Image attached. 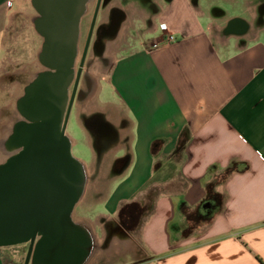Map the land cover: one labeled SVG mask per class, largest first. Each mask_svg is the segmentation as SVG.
<instances>
[{
  "label": "crops",
  "instance_id": "1",
  "mask_svg": "<svg viewBox=\"0 0 264 264\" xmlns=\"http://www.w3.org/2000/svg\"><path fill=\"white\" fill-rule=\"evenodd\" d=\"M22 4L0 0V119L20 115L0 141V156L9 151L16 122L25 119L19 104L39 71L32 55L43 46L32 17L30 30L17 32ZM215 6V0L101 4L100 21L114 18L110 37L120 54L106 79L115 97L96 101L103 105L95 110L105 114L100 119L93 111L82 116L86 110L77 103V121L92 147L91 159L80 160L90 179L105 164L102 150L115 153L111 167L128 160L94 179L110 183L105 196L95 185L78 216L75 208L74 220L94 239L86 264H264V0L249 6V18L225 16ZM234 18L244 19L248 31H227ZM21 48L30 58L17 67L14 54ZM102 90L100 82L97 96ZM97 135L118 142L97 147ZM230 166L237 169L216 187L225 196L222 211L186 234V210L198 206L208 183ZM132 201L145 212L131 230L118 213ZM0 264L18 263L0 254Z\"/></svg>",
  "mask_w": 264,
  "mask_h": 264
},
{
  "label": "water",
  "instance_id": "2",
  "mask_svg": "<svg viewBox=\"0 0 264 264\" xmlns=\"http://www.w3.org/2000/svg\"><path fill=\"white\" fill-rule=\"evenodd\" d=\"M91 1L33 0L44 16L42 56L55 72L42 74L27 89L20 102L25 119L16 122L9 156L0 163V248L29 244L24 264H86L94 251L93 236L73 218L88 175L67 134L74 104L73 97L67 109V85L74 74L79 19ZM102 1L97 0L92 32ZM69 19L76 22H64ZM36 24L39 29V21ZM248 29L242 18L232 19L228 26L241 33ZM63 31L69 33H59ZM91 40L92 33L85 53ZM83 66L84 60L79 77Z\"/></svg>",
  "mask_w": 264,
  "mask_h": 264
},
{
  "label": "rangeland",
  "instance_id": "3",
  "mask_svg": "<svg viewBox=\"0 0 264 264\" xmlns=\"http://www.w3.org/2000/svg\"><path fill=\"white\" fill-rule=\"evenodd\" d=\"M24 4L21 5L20 12L17 15V22L15 23L16 30L17 32L24 31L26 34V31L30 30L28 28V25H30V19L34 15V10L31 9L30 6V1L28 0H23ZM259 1L261 0H215V6L216 11H220L227 15H240L244 17L251 16L249 6L250 5H255L258 4ZM27 25V26H26ZM31 28V26H30ZM32 29V28H31ZM228 29V28H227ZM229 31V30H227ZM23 32V33H24ZM114 32V31H113ZM231 32V31H230ZM111 34L107 35L106 37H98L93 40L92 43V48L89 54L88 62L85 67L87 71V75L91 81L90 86L88 87L87 84L84 86L83 90V98L78 101L79 106H82V109H85V113L82 112V116L85 114H88L90 111H93L95 113V117L100 119L104 118L105 114H103L100 111H95L96 109L100 108L99 102L101 104H104L105 102H108L111 98L115 97V93L112 90L111 84L106 80L108 79L110 72L112 70V67L114 66L115 60L120 56L118 51V43L115 38L110 37ZM85 41V39H83ZM21 51V52H20ZM25 51L23 48L19 49L14 56L17 58V62L15 63V66L19 67L21 64H25L30 56L26 57V55H23ZM27 54V53H25ZM32 55V60L34 64H38V57L35 52ZM13 55H10L12 57ZM13 56V57H14ZM23 56L26 57L23 60ZM102 83L103 85V90L102 92L99 93V96H97L98 93V86L99 83ZM97 96V97H96ZM96 97V98H95ZM98 98V99H97ZM99 102L97 103L96 101ZM91 101V103H90ZM1 105H6V103H1ZM79 106H78V112H79ZM76 109V108H75ZM109 110V109H108ZM109 110V115L113 116L112 112ZM20 116L19 113L17 112H11V113H6L3 114V116L0 119V141L2 139H5L6 137V132H8L9 126L14 122L16 118H14L15 115ZM116 116V115H115ZM83 118V117H82ZM67 134L70 137H74L76 139V143L73 144L72 150L74 156H76L79 159H84L86 161H89L92 157V147L90 143V139L85 132V128L83 125H81L77 121V115L75 110L73 111L68 127H67ZM127 140H129V137H127ZM114 141V142H112ZM95 144L97 145H102V143H107L106 146H110L113 143L116 145L117 140H112L111 138L104 139L100 135H97L94 139ZM102 142V143H101ZM110 142V143H109ZM112 142V143H111ZM103 146V145H102ZM10 151V150H9ZM9 151L7 152H2L0 156V162H3L8 156H9ZM108 154V157L105 158L104 156ZM113 152H107L102 150L100 152L101 159L100 163H105L103 166L98 167L97 170V176H94L93 179L88 178V192L87 194L82 198L80 201L79 205L76 207V213L75 215L78 216L79 210L81 207L84 206V204H87L90 200V193L94 190L95 185H97V188L100 190V195L103 197L106 195V189L110 188V183H95V178H100V176H105V174H108L111 172L112 168L115 170L116 168H120L123 163L122 160L116 161V166L111 167V164L113 163L115 159ZM117 155H122L118 154ZM99 163V160H98ZM120 167H119V165ZM104 190V191H102ZM96 201V198H94ZM103 208V207H102ZM28 252V244H20L16 246H10V247H2L0 248V254L6 256V258L16 261L18 264H21V262L24 261L25 257L27 256Z\"/></svg>",
  "mask_w": 264,
  "mask_h": 264
},
{
  "label": "flooded vegetation",
  "instance_id": "4",
  "mask_svg": "<svg viewBox=\"0 0 264 264\" xmlns=\"http://www.w3.org/2000/svg\"><path fill=\"white\" fill-rule=\"evenodd\" d=\"M104 2V0L102 1V3ZM31 4H32V9L34 10V15L32 16V26L33 29L36 33H38L39 35L42 36V40H43V46H42V50L41 53L38 55L39 58V63L37 66L39 68V71L36 75V77H34V80L28 84L25 88L26 91V95H27V89L37 80L40 78V76L44 73H48V72H55V70L51 69L49 66H47L45 60V57L42 56L44 54V45H45V38L43 36L42 33H46L45 29L43 28V24L42 22L40 23V20L44 17L43 15H41V13L38 11V9L34 6L33 0H31ZM96 6H97V0H92L87 7L86 13L79 19V45H78V49H77V55H76V59H75V63L73 65V70H74V74L69 82V84L67 85V109L70 105L71 100L74 97V104L72 107V112L71 115L73 113V111L75 110L77 103L80 99L83 98V88L85 86V84H87V86L89 87L91 84V81L87 75V71L85 69L87 62H88V58H89V54L92 48V43L93 40L95 38L98 37H106L107 35L111 34L114 31V18L112 20V22L110 23H104L100 21V11L98 13V16L95 20V27L94 30L92 32V25L94 23V18H95V13H96ZM101 9V8H100ZM72 20H74L73 22L75 23L76 20L75 19H69V20H64V22H72ZM39 21V29L37 27V22ZM59 33H69L68 31L65 32H59ZM92 33V40H91V44L88 47L87 53L86 52V47H87V40L90 36V34ZM83 39H85V41H83ZM84 60V66L82 67V73L79 77V71L81 69V65L83 63ZM63 62L65 64V68L67 66L66 63V59H65V55L63 57ZM36 65H34V67L37 68ZM68 77V75H67ZM65 78V77H63ZM86 93V92H85ZM26 95L24 97H26ZM59 96L62 97V93L60 92L58 94ZM23 97V98H24ZM22 98V99H23ZM21 99V101H22ZM20 107V104H19ZM29 247V244H28ZM25 259L23 262H21V264H24Z\"/></svg>",
  "mask_w": 264,
  "mask_h": 264
},
{
  "label": "trees",
  "instance_id": "5",
  "mask_svg": "<svg viewBox=\"0 0 264 264\" xmlns=\"http://www.w3.org/2000/svg\"><path fill=\"white\" fill-rule=\"evenodd\" d=\"M157 142L154 144L155 151ZM128 159H123L126 162ZM237 169L236 166H230L220 177H215L208 183V192L204 200L195 208L187 209L185 212L184 231L186 234L194 233L196 230L210 224L216 215L220 213L224 207L225 196L217 191V185L223 183L227 177ZM145 212V206L138 201H132L124 204L119 213V219L129 229H136L138 226V218ZM137 216V219H136Z\"/></svg>",
  "mask_w": 264,
  "mask_h": 264
},
{
  "label": "built area",
  "instance_id": "6",
  "mask_svg": "<svg viewBox=\"0 0 264 264\" xmlns=\"http://www.w3.org/2000/svg\"><path fill=\"white\" fill-rule=\"evenodd\" d=\"M162 28H166V26L163 24V25H162ZM171 39H173V37H171Z\"/></svg>",
  "mask_w": 264,
  "mask_h": 264
}]
</instances>
